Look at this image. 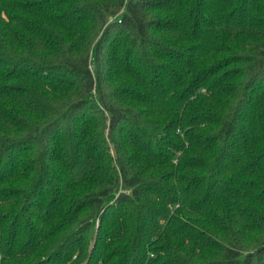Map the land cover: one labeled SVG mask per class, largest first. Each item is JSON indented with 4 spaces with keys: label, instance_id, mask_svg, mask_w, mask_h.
<instances>
[{
    "label": "trees",
    "instance_id": "16d2710c",
    "mask_svg": "<svg viewBox=\"0 0 264 264\" xmlns=\"http://www.w3.org/2000/svg\"><path fill=\"white\" fill-rule=\"evenodd\" d=\"M0 264H264V0H0Z\"/></svg>",
    "mask_w": 264,
    "mask_h": 264
}]
</instances>
